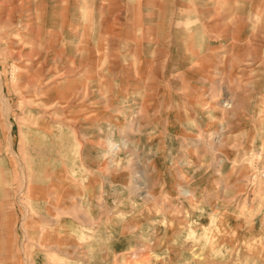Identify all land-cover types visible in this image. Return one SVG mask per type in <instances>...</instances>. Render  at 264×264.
I'll return each mask as SVG.
<instances>
[{"label": "rangeland", "instance_id": "rangeland-1", "mask_svg": "<svg viewBox=\"0 0 264 264\" xmlns=\"http://www.w3.org/2000/svg\"><path fill=\"white\" fill-rule=\"evenodd\" d=\"M194 2L0 0V264H264V2Z\"/></svg>", "mask_w": 264, "mask_h": 264}, {"label": "crops", "instance_id": "crops-1", "mask_svg": "<svg viewBox=\"0 0 264 264\" xmlns=\"http://www.w3.org/2000/svg\"><path fill=\"white\" fill-rule=\"evenodd\" d=\"M190 1L202 3L204 6H209V5L213 6V8H216L219 11L216 15L220 16V18L222 19L236 18L238 16L237 13L240 11V9L245 10L249 6H251V4L254 1L258 2V0H190ZM263 2L264 0H259V3L262 4ZM74 84H76V81H74ZM89 103H92V100ZM85 107H87V105ZM85 109L87 110L88 108ZM89 147H91L93 150L98 149L97 146L94 145H89ZM76 169L86 170V167L82 165L81 161H78L76 162Z\"/></svg>", "mask_w": 264, "mask_h": 264}]
</instances>
